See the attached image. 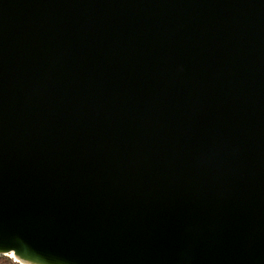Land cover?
<instances>
[{
	"label": "water",
	"instance_id": "1",
	"mask_svg": "<svg viewBox=\"0 0 264 264\" xmlns=\"http://www.w3.org/2000/svg\"><path fill=\"white\" fill-rule=\"evenodd\" d=\"M0 256L264 264V0H0Z\"/></svg>",
	"mask_w": 264,
	"mask_h": 264
},
{
	"label": "trees",
	"instance_id": "2",
	"mask_svg": "<svg viewBox=\"0 0 264 264\" xmlns=\"http://www.w3.org/2000/svg\"><path fill=\"white\" fill-rule=\"evenodd\" d=\"M10 262V264H18L12 258L8 256H0V264H6V262Z\"/></svg>",
	"mask_w": 264,
	"mask_h": 264
},
{
	"label": "rangeland",
	"instance_id": "3",
	"mask_svg": "<svg viewBox=\"0 0 264 264\" xmlns=\"http://www.w3.org/2000/svg\"><path fill=\"white\" fill-rule=\"evenodd\" d=\"M6 264H10V262L8 261V262H6Z\"/></svg>",
	"mask_w": 264,
	"mask_h": 264
}]
</instances>
